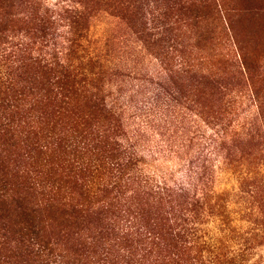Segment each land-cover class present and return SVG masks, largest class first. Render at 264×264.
<instances>
[{
    "label": "rangeland",
    "instance_id": "1",
    "mask_svg": "<svg viewBox=\"0 0 264 264\" xmlns=\"http://www.w3.org/2000/svg\"><path fill=\"white\" fill-rule=\"evenodd\" d=\"M0 43L23 59L19 68H25L11 73L12 82L26 74L35 76L28 82H52L44 66H63L67 77L59 80L70 89L68 112L83 113L104 99L111 112L101 116L104 121L90 120L87 133L108 122L109 138L134 135L133 143L146 153L138 168L153 181L152 189L182 184L187 202L181 210L199 199L204 213L205 195L229 190L240 177L247 179L245 188L255 183L258 227L250 226L248 216L236 226L260 232L246 239L229 235V244L246 250L248 264H264V0H0ZM123 103L127 111L119 108ZM34 108L38 116L46 106ZM4 143L10 150L1 145L0 170L24 169L28 150ZM224 162L233 174L219 172ZM137 212L125 217L132 221ZM43 224L53 232L62 264L102 263L103 239L93 238L98 224L80 236L44 217ZM200 228L219 236L211 218L205 216ZM15 230L0 239V264H41L28 254L31 234ZM61 231L70 233L62 238ZM123 246L113 249L123 254Z\"/></svg>",
    "mask_w": 264,
    "mask_h": 264
},
{
    "label": "trees",
    "instance_id": "2",
    "mask_svg": "<svg viewBox=\"0 0 264 264\" xmlns=\"http://www.w3.org/2000/svg\"><path fill=\"white\" fill-rule=\"evenodd\" d=\"M236 56L243 64L242 56ZM18 57L0 43V67L4 68L0 69V147L3 146L2 151L10 150V144L4 142L17 148L24 146L29 160L24 169L0 170V239H6L13 228L16 233L29 232L32 249L28 254L41 264H62L54 254L58 243L52 241L53 232H47L44 217L63 229L72 228L78 236L91 223L98 224L93 238L103 239L101 264H248L249 254L229 244L234 239L229 235L238 239H246L244 235L249 233L258 236L259 228L246 231L242 230L244 226H236L245 222L247 216L250 226H257V216L262 211L259 204L251 201L255 183L245 188L247 179L240 177L229 190L205 195L208 207L204 213L203 207H198L199 199L181 210V204L187 202H182V184L152 189L153 181L144 175V168H138L145 164L146 153L133 143L134 135L120 138L115 134L109 138L108 122L87 133L90 120L104 121L101 116L111 112L105 111L104 99L83 113L68 112L65 106L70 89L67 82H60L67 77L68 69L49 68L47 64L44 68L48 75L53 73L52 82H28L35 77L29 73L20 82H12L11 73L25 68H19L23 59ZM54 77L58 81L53 82ZM35 90L38 93L30 102L28 96ZM37 104L46 108L35 116ZM119 108L128 110L126 103ZM33 153L41 156L39 160L34 159ZM224 165L219 172L233 174L225 162ZM260 176L264 180V174ZM19 179L26 180L23 188ZM19 189L22 196L16 193ZM132 209L138 212L129 221L125 216ZM205 216L212 219L218 237L207 229L201 231ZM89 218L93 219L90 223ZM87 222L86 228L81 227ZM61 232L58 235L62 238L70 233ZM120 243H125L123 254L113 249Z\"/></svg>",
    "mask_w": 264,
    "mask_h": 264
}]
</instances>
